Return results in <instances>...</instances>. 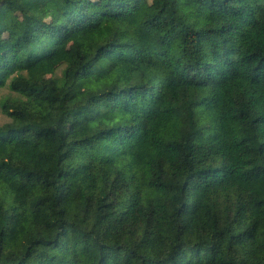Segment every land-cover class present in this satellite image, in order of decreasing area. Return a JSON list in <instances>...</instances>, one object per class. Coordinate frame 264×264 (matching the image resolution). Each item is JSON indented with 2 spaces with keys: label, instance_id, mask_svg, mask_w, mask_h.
<instances>
[{
  "label": "trees",
  "instance_id": "16d2710c",
  "mask_svg": "<svg viewBox=\"0 0 264 264\" xmlns=\"http://www.w3.org/2000/svg\"><path fill=\"white\" fill-rule=\"evenodd\" d=\"M0 111V264H264V0H3Z\"/></svg>",
  "mask_w": 264,
  "mask_h": 264
},
{
  "label": "rangeland",
  "instance_id": "374dc122",
  "mask_svg": "<svg viewBox=\"0 0 264 264\" xmlns=\"http://www.w3.org/2000/svg\"><path fill=\"white\" fill-rule=\"evenodd\" d=\"M2 1L3 0H0V5L2 4ZM17 20H18L17 12L15 10L11 9L10 18H9L10 27H12L14 25V23L17 22ZM11 30H9V32H7L6 35H5V39H6V42L8 44H13L14 43V39H13L12 35L10 34ZM66 48L67 47H65L64 53L66 51ZM58 61H59L58 58H54L52 60H48L45 63V65L38 71L39 76H42V77L50 76L52 74V72H53V69H54L55 65L58 63ZM73 120H75V118H73ZM4 121H5V117L2 115V113L0 111V123H2Z\"/></svg>",
  "mask_w": 264,
  "mask_h": 264
}]
</instances>
